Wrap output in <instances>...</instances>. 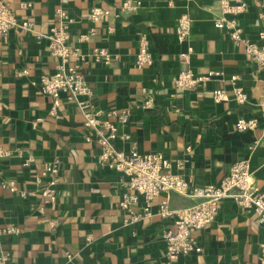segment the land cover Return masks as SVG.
Segmentation results:
<instances>
[{"label": "crops", "instance_id": "0c3cea01", "mask_svg": "<svg viewBox=\"0 0 264 264\" xmlns=\"http://www.w3.org/2000/svg\"><path fill=\"white\" fill-rule=\"evenodd\" d=\"M5 2L39 32H47L56 8L68 12L71 41L85 59L81 71L92 88L91 102L99 108L131 110L129 120L118 126V134L128 136L117 142L119 148L160 151L171 160L172 170L193 186L217 184L232 164L247 158L254 183L264 191V71L242 44L214 27L213 19L221 14L219 0H132V10L122 9L123 0ZM245 2L248 8L239 22L253 40L264 24L259 18L264 0ZM92 6L118 15L92 23L86 17ZM184 13L190 16L191 32L181 41L175 23ZM91 29L89 38L79 39ZM142 38L150 44L153 62L136 67ZM101 46L110 53L107 64L89 59L91 48ZM189 50L188 62L178 58ZM56 60L44 37L17 27L0 36V145L12 152L0 160V227L20 229L0 235L6 264H166L162 232L174 227L157 209L162 201L172 210L198 199L161 191L151 200L150 213L137 220L132 216L143 212L142 196L131 214L120 208L119 174L99 160V146L88 139L91 131L74 102L63 94L43 95L32 84L39 75H50ZM187 67L196 74H213L197 88L176 89L172 77ZM21 70L25 72L19 74ZM233 77L247 93L246 102L235 100ZM217 88L227 91L226 99H212ZM147 98L152 99L149 108L143 106ZM52 106L56 115L49 113ZM238 119H254L255 126L237 129ZM18 151L33 161L23 165ZM56 155L62 165L56 197L49 201L43 193L47 180L40 172ZM8 179L15 181V192L1 186ZM219 209L206 230H194L202 250L175 254L170 264L259 263L264 222L232 198L223 199Z\"/></svg>", "mask_w": 264, "mask_h": 264}, {"label": "built area", "instance_id": "2783aa9c", "mask_svg": "<svg viewBox=\"0 0 264 264\" xmlns=\"http://www.w3.org/2000/svg\"><path fill=\"white\" fill-rule=\"evenodd\" d=\"M23 7L26 4H22ZM221 14L214 18L212 23L215 28L224 29L233 42L243 45L244 53L261 71H264V24L257 30L256 37L252 40L243 34V27L239 22V15L248 8L245 0H219ZM122 9L132 10V0H123ZM52 22L47 32H39L33 28V22L26 18H19L11 10L5 0H0V36L5 34L12 27H17L25 32L35 34L38 37L47 39L49 53L55 56L57 63L54 71L50 74L39 75L32 83L38 91L47 96L59 97L60 94L74 102L78 111L83 116V125L90 129L88 139H93L100 149L99 160L105 161L113 170L119 174L121 199L119 207L127 213H132V208L138 203L139 197L144 199L142 213L132 216L137 220L142 215H148V207L155 195L161 191L176 192L186 198L198 199L197 203L186 208L169 209L166 201L160 203L157 211L161 217L171 219L173 229L167 228L162 232V238L166 244V264L175 254H188L191 251L200 252L202 247L198 243L196 231L206 230L214 220L223 199L232 198L239 207L253 210L259 222H264V191L254 183L249 161L247 158L240 159L231 165L228 172L217 184H206V186H193L189 179L182 173L173 171L171 160L160 151L140 152L131 147L128 152L119 148L117 142L126 139L127 135L118 134L119 124L126 123L130 118L131 110L128 107L99 108L91 102L92 88L81 71L85 59L78 46L71 41L72 18L62 8H56ZM118 15V11L102 6H92L86 13V17L92 23L99 22L110 14ZM264 23V12L259 14ZM175 32L179 40L183 41L190 35L191 19L187 13L180 15L175 23ZM83 33L80 40L89 38L93 34ZM140 46L135 53L134 66L144 67L151 65L153 54L150 44L146 38L140 40ZM191 51L181 52L178 55L184 62H188ZM89 59L95 62L109 63L110 53L105 47H92ZM25 70L18 72L24 73ZM213 74L208 71L206 74H196L190 68L179 70L172 77L173 86L179 90L197 88L206 78ZM232 93L239 103L246 102L247 93L239 85H235L236 77L232 78ZM227 91L223 88L213 90L212 99L215 102L226 99ZM143 106H152V99L147 98ZM49 113L56 115V108L52 106ZM254 119H238L235 123L237 129H247L255 126ZM11 150L0 145V160L9 157ZM22 157V164L28 165L33 157L28 155ZM62 162L56 155L50 161L45 162L40 172L41 178H46L47 187L44 189V197L47 200H54L56 197V185L59 181V171ZM177 165L182 167V162L177 160ZM1 186L12 192L16 191L15 181L12 179L2 180ZM20 229L15 226L0 227V235L4 233H18ZM259 251V263L264 264V239H262ZM68 259H72L71 253H67ZM8 253L0 251V264H6Z\"/></svg>", "mask_w": 264, "mask_h": 264}, {"label": "trees", "instance_id": "16d2710c", "mask_svg": "<svg viewBox=\"0 0 264 264\" xmlns=\"http://www.w3.org/2000/svg\"><path fill=\"white\" fill-rule=\"evenodd\" d=\"M251 139L250 140H253V138L252 137H250Z\"/></svg>", "mask_w": 264, "mask_h": 264}]
</instances>
